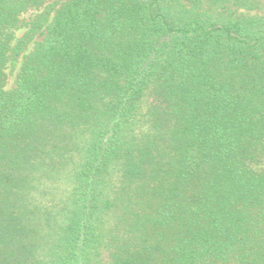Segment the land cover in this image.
Instances as JSON below:
<instances>
[{"label": "trees", "instance_id": "obj_1", "mask_svg": "<svg viewBox=\"0 0 264 264\" xmlns=\"http://www.w3.org/2000/svg\"><path fill=\"white\" fill-rule=\"evenodd\" d=\"M51 1L0 0V264H264V0Z\"/></svg>", "mask_w": 264, "mask_h": 264}, {"label": "rangeland", "instance_id": "obj_2", "mask_svg": "<svg viewBox=\"0 0 264 264\" xmlns=\"http://www.w3.org/2000/svg\"><path fill=\"white\" fill-rule=\"evenodd\" d=\"M55 1H57V2H61V1H64V0H52L51 3H52V2H55ZM29 17H30V14H26V15H25V18H26V19H28ZM22 31H23V29H22V30H19V31L17 32V35L20 34ZM7 74H8V86H7V88H8V89H11V88H13L14 85H15V80H16L17 71H14V70H12L11 68H9V69L7 70Z\"/></svg>", "mask_w": 264, "mask_h": 264}]
</instances>
